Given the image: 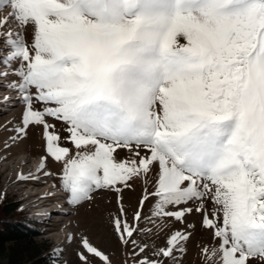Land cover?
Returning a JSON list of instances; mask_svg holds the SVG:
<instances>
[{
    "label": "snow or ice",
    "instance_id": "snow-or-ice-1",
    "mask_svg": "<svg viewBox=\"0 0 264 264\" xmlns=\"http://www.w3.org/2000/svg\"><path fill=\"white\" fill-rule=\"evenodd\" d=\"M5 9L0 80L17 78L2 87L25 106L10 139L42 127L39 170L62 162L69 205L143 177L154 190L134 221L182 222L197 204L218 241L202 248L205 264H264V0H0ZM124 215L114 231L135 246L143 229ZM189 239L177 230L154 253L163 259L139 264L175 260ZM82 247L83 264L109 260L87 237Z\"/></svg>",
    "mask_w": 264,
    "mask_h": 264
},
{
    "label": "rangeland",
    "instance_id": "rangeland-1",
    "mask_svg": "<svg viewBox=\"0 0 264 264\" xmlns=\"http://www.w3.org/2000/svg\"><path fill=\"white\" fill-rule=\"evenodd\" d=\"M7 14V9L0 11V21ZM16 27L15 21H12L4 30H15ZM13 67L16 65L13 64ZM0 70H4L2 64ZM16 80L14 75L0 80V204L6 200L17 205L18 211L40 231L37 243L43 249L49 247L58 264H83L78 253L85 252L82 247L84 237L109 258L105 262L88 254L92 264H139L145 260L163 259L154 253L166 247L167 239L177 230L190 233L186 252L177 253L175 260L165 259L164 264H205L202 248L218 244V241L213 240L211 230L203 226L202 215L195 212L197 204L187 205L193 211L186 214L182 222L156 218H153L154 222L146 218L137 222L133 217L137 210H141L140 200L145 194V189L154 190L152 184H145L143 177L133 178L129 181L128 187L117 185L111 191L98 190L90 202L76 207L66 202V194L59 187L62 162L48 157L45 161L46 167L35 173L41 158L46 156L42 127H29L26 138L15 143L10 139L16 136L13 129L21 126L25 106L19 101L17 91L8 90L2 85ZM1 95L12 97L11 103L4 105ZM57 127L59 128V124ZM61 135L66 136L67 133L62 132ZM5 144L8 147H5ZM61 146L72 148L69 142H62ZM144 151L146 150L141 151L142 155ZM130 155L124 150L119 153L118 159L124 160ZM23 164L25 166H22ZM23 176H28L30 180L23 182ZM49 190L59 195L48 201L42 199L36 201L38 196L36 194H45ZM153 203L154 199L145 202L142 217L151 216L150 209ZM42 206H46L48 210L53 208L54 211L40 219L33 210L38 208L36 209L38 211ZM121 208L125 212L122 219H126L133 227L143 229L141 232L133 233L135 246L131 243L123 244L114 231L113 220L120 215ZM141 248L144 250L141 251ZM253 264H258L257 260H253Z\"/></svg>",
    "mask_w": 264,
    "mask_h": 264
},
{
    "label": "trees",
    "instance_id": "trees-1",
    "mask_svg": "<svg viewBox=\"0 0 264 264\" xmlns=\"http://www.w3.org/2000/svg\"><path fill=\"white\" fill-rule=\"evenodd\" d=\"M28 220L16 204H0V264H58L49 247L37 243L40 231Z\"/></svg>",
    "mask_w": 264,
    "mask_h": 264
},
{
    "label": "bare ground",
    "instance_id": "bare-ground-1",
    "mask_svg": "<svg viewBox=\"0 0 264 264\" xmlns=\"http://www.w3.org/2000/svg\"><path fill=\"white\" fill-rule=\"evenodd\" d=\"M12 110H10V112H11ZM23 163H26V162H23ZM22 166H25L24 164L22 165ZM26 173V172H25ZM28 180H30V178L28 177V176H23V178H22V181L24 182V181H28ZM43 201H45L43 198H41ZM46 206H42L38 211H39V213H43V211L42 210H44V213L48 210L47 208H45ZM51 210H53V209H51ZM47 213V212H46Z\"/></svg>",
    "mask_w": 264,
    "mask_h": 264
}]
</instances>
